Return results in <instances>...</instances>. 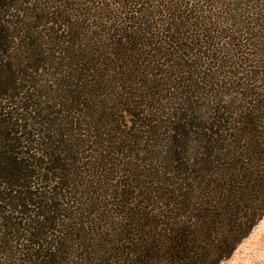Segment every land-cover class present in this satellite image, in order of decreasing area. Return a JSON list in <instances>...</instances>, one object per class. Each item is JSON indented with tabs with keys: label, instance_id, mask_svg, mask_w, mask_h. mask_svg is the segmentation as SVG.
Segmentation results:
<instances>
[{
	"label": "trees",
	"instance_id": "1",
	"mask_svg": "<svg viewBox=\"0 0 264 264\" xmlns=\"http://www.w3.org/2000/svg\"><path fill=\"white\" fill-rule=\"evenodd\" d=\"M263 216L264 0H0V264H219Z\"/></svg>",
	"mask_w": 264,
	"mask_h": 264
},
{
	"label": "rangeland",
	"instance_id": "2",
	"mask_svg": "<svg viewBox=\"0 0 264 264\" xmlns=\"http://www.w3.org/2000/svg\"><path fill=\"white\" fill-rule=\"evenodd\" d=\"M90 2L94 3L95 0H90ZM94 5L101 7V4L95 3ZM124 12H122L123 16ZM165 17L166 15L163 18ZM219 264H264V216L237 244L233 253Z\"/></svg>",
	"mask_w": 264,
	"mask_h": 264
}]
</instances>
